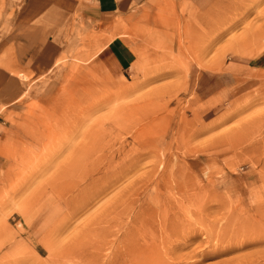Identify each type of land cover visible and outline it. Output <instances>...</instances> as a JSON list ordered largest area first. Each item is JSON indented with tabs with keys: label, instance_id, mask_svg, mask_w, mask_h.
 Instances as JSON below:
<instances>
[{
	"label": "rangeland",
	"instance_id": "rangeland-1",
	"mask_svg": "<svg viewBox=\"0 0 264 264\" xmlns=\"http://www.w3.org/2000/svg\"><path fill=\"white\" fill-rule=\"evenodd\" d=\"M122 1L107 29L75 8L55 66L15 72L0 264H264V0Z\"/></svg>",
	"mask_w": 264,
	"mask_h": 264
},
{
	"label": "crops",
	"instance_id": "crops-1",
	"mask_svg": "<svg viewBox=\"0 0 264 264\" xmlns=\"http://www.w3.org/2000/svg\"><path fill=\"white\" fill-rule=\"evenodd\" d=\"M15 7L9 25L13 33L6 46L12 58L0 66V105L19 94L20 82L15 72L40 74L55 66L64 52V32L75 33V8L88 23L110 22L111 15L122 10L127 3L122 0H14ZM111 27H108L110 29ZM13 50V51H12ZM10 53V52H9ZM103 60L114 73L125 71L129 54L122 45L108 43L102 50ZM17 100L14 99L12 103ZM10 103V104H12ZM5 107V108H6Z\"/></svg>",
	"mask_w": 264,
	"mask_h": 264
}]
</instances>
